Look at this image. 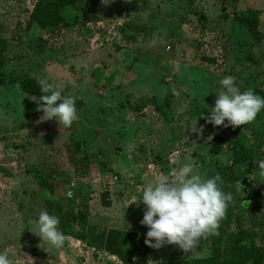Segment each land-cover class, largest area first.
Masks as SVG:
<instances>
[{"label":"rangeland","instance_id":"rangeland-1","mask_svg":"<svg viewBox=\"0 0 264 264\" xmlns=\"http://www.w3.org/2000/svg\"><path fill=\"white\" fill-rule=\"evenodd\" d=\"M34 2L0 0V253L9 264H122L104 250L108 228L137 233L133 264L209 256L206 237L187 253L146 246L144 206L129 203L156 175L174 179L186 163L204 178L224 165L236 172L223 184L232 194L228 208L264 255V176L256 167L264 159V109L235 127L198 116H207L224 76L263 98L264 44L231 15L256 14L264 33V0H83L92 19L44 30L30 23ZM75 14L82 15L64 12L69 23ZM24 76L47 77L74 98L70 127L26 119L24 100L35 97L15 83ZM50 121L54 130L43 126ZM41 210L59 218L62 248L40 241L36 223L26 232Z\"/></svg>","mask_w":264,"mask_h":264},{"label":"clouds","instance_id":"clouds-1","mask_svg":"<svg viewBox=\"0 0 264 264\" xmlns=\"http://www.w3.org/2000/svg\"><path fill=\"white\" fill-rule=\"evenodd\" d=\"M102 2L107 3L108 0ZM219 84L222 90L215 93L213 106L208 109L207 116L204 117L201 112L198 115L206 123L218 126L227 121V125L242 126L253 121L256 114L264 109V98L251 89H238L234 77L224 76ZM37 85L40 93L37 110L42 113L43 120L54 119L58 125L70 127L77 119L74 98L62 95L61 86L50 82L47 77L39 79ZM256 167L259 174L264 176V159L258 160ZM220 184L222 180L219 174L201 177L192 163L180 166L175 171L174 179L161 172L144 184L138 197L129 201L144 206L139 221L147 228L144 244L152 248L174 244L185 253L195 250L200 240L215 234L219 221L232 201V194L223 192ZM236 185L241 191L238 180ZM71 196V190L65 192L66 198L70 199ZM36 224L35 234L40 241H46L56 249L63 247L66 237L58 228L59 218L56 215L41 210ZM0 264H9L8 257L3 253H0Z\"/></svg>","mask_w":264,"mask_h":264},{"label":"trees","instance_id":"trees-1","mask_svg":"<svg viewBox=\"0 0 264 264\" xmlns=\"http://www.w3.org/2000/svg\"><path fill=\"white\" fill-rule=\"evenodd\" d=\"M81 1L83 0H35L29 16L30 23L44 30L59 26H70L71 24L92 19L93 14L90 10L85 5H78ZM68 7L74 8L82 13L81 17L75 14L72 23H69L64 16V12ZM231 18L236 23L246 26L249 34L255 41L264 44V33H261L258 29L259 19L256 14H232ZM2 77L0 75V85H2ZM37 82L35 78L30 76H24L15 82L23 92L35 97L34 99L29 97L24 100L23 114L25 116H34L40 112L37 110L38 97L40 95ZM234 150L238 157H243L241 146H234ZM216 174H219L221 177L222 184H220V187L223 192L225 189L223 187L224 182L233 180L236 176V172L231 167L225 165L219 166L217 171L208 174L207 177ZM48 187L46 183H41L39 192L41 191V194H47ZM107 195V193H104V196H102L103 206L110 205L106 199ZM232 222L235 225V232L230 237V243H227L222 248L221 238ZM68 235L76 239H85V235L82 233H70ZM136 238V232L108 228L104 234L103 247L106 252L116 256L122 264H133V259L136 254ZM206 239L210 244L209 256L159 264H260L263 262V252L254 243L252 233L243 227L241 215L239 213L232 215L228 207L225 210L223 218L219 221L215 234L207 235Z\"/></svg>","mask_w":264,"mask_h":264},{"label":"crops","instance_id":"crops-1","mask_svg":"<svg viewBox=\"0 0 264 264\" xmlns=\"http://www.w3.org/2000/svg\"><path fill=\"white\" fill-rule=\"evenodd\" d=\"M80 46H82V45H80ZM112 73H114V70L112 71ZM106 74V73H105ZM51 79V78H50ZM38 81V80H37ZM27 95H29V94H27ZM32 99V98H31ZM78 101H81L80 99H77ZM83 102V101H82ZM41 115H42V113L41 112H38L37 114H35L34 116H27L26 117V119H34L35 121H36V119H43V117H41ZM41 117V118H40ZM44 124H43V126H45V127H47L48 129H51V130H54L53 129V126H57L56 124H54L53 122H51L50 121V125H49V123H47V122H43ZM20 186H21V184H20ZM34 223H36V219H33V220H31V225H30V227L28 226V229L26 230V232L28 233V232H30L31 231V229H32V226H33V224Z\"/></svg>","mask_w":264,"mask_h":264},{"label":"built area","instance_id":"built-area-1","mask_svg":"<svg viewBox=\"0 0 264 264\" xmlns=\"http://www.w3.org/2000/svg\"><path fill=\"white\" fill-rule=\"evenodd\" d=\"M114 179H116V177H114Z\"/></svg>","mask_w":264,"mask_h":264},{"label":"water","instance_id":"water-1","mask_svg":"<svg viewBox=\"0 0 264 264\" xmlns=\"http://www.w3.org/2000/svg\"><path fill=\"white\" fill-rule=\"evenodd\" d=\"M162 166H165L164 164Z\"/></svg>","mask_w":264,"mask_h":264}]
</instances>
